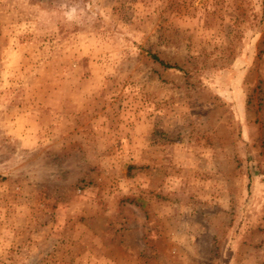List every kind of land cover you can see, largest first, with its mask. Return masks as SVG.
Listing matches in <instances>:
<instances>
[{
  "label": "rangeland",
  "instance_id": "rangeland-1",
  "mask_svg": "<svg viewBox=\"0 0 264 264\" xmlns=\"http://www.w3.org/2000/svg\"><path fill=\"white\" fill-rule=\"evenodd\" d=\"M263 132L264 0H0V264H264Z\"/></svg>",
  "mask_w": 264,
  "mask_h": 264
},
{
  "label": "trees",
  "instance_id": "trees-1",
  "mask_svg": "<svg viewBox=\"0 0 264 264\" xmlns=\"http://www.w3.org/2000/svg\"><path fill=\"white\" fill-rule=\"evenodd\" d=\"M151 57H152V60L154 62H157L158 64L162 65L164 68H173L174 67V66H170V65L164 64L163 62L158 60V58L156 56H151ZM260 147H261V153L264 155V132H263V135H262V138H261Z\"/></svg>",
  "mask_w": 264,
  "mask_h": 264
}]
</instances>
